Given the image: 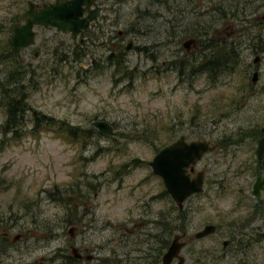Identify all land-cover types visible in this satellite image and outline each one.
<instances>
[{
	"label": "rangeland",
	"instance_id": "1",
	"mask_svg": "<svg viewBox=\"0 0 264 264\" xmlns=\"http://www.w3.org/2000/svg\"><path fill=\"white\" fill-rule=\"evenodd\" d=\"M187 20V25L209 23L207 16ZM261 37L264 44V31ZM233 48L242 62L220 76L216 91L209 89L204 73L198 75L199 91H188L185 83L171 91L176 79L170 72L156 77L153 73L145 82L132 68L137 61L139 69L149 63L130 52L124 69L132 73L131 79L118 78L105 68L91 73L87 82L74 76L76 65L36 63V74L23 75L20 65L0 56V264H50V255L51 264H64L70 245L96 255V260L74 264H147L149 256L151 264H158L156 249L164 241L159 239L164 236L169 242L174 233L180 234L178 223L185 231L180 237L184 264H264V226L250 230L256 221L244 222L242 237L263 233L259 241L235 256L232 248L215 258L208 252L220 247L224 237L219 233L192 238L202 225L215 221L216 213L226 214L227 220L244 213L230 212L233 198L210 201L214 154L205 153L194 165L203 172L202 191L185 199L182 218L170 217L176 213L167 199V237L161 234L163 185L147 165L158 149L180 135L187 141L220 135V125L214 131L210 123L213 97L223 103L230 94L233 101L240 97L237 92L264 91V45L257 46V52ZM255 55L259 60L252 63ZM253 70L257 81L250 85ZM14 80L21 83L20 91H3L17 88L9 84ZM4 92L21 95L27 108L26 120L14 125V131L1 132ZM95 120L107 122L113 134L98 132L90 125Z\"/></svg>",
	"mask_w": 264,
	"mask_h": 264
},
{
	"label": "flooded vegetation",
	"instance_id": "2",
	"mask_svg": "<svg viewBox=\"0 0 264 264\" xmlns=\"http://www.w3.org/2000/svg\"><path fill=\"white\" fill-rule=\"evenodd\" d=\"M67 1L0 0V56L20 65L23 75L36 74L34 70L38 63L66 67L76 65L73 68L74 76L87 82L91 73H98L105 68L112 69L118 78L127 75L131 79L132 73L124 69L130 52L138 54V57L141 54L149 63L145 69H139L136 66L140 61H137L132 68L145 82L153 78V73L156 77L170 72L176 79L171 91L181 89L182 83L189 87L188 91H199L196 87L198 75L204 73L211 82L209 89L214 87L213 91H216L220 76L233 70L232 65L242 62L240 53H234L233 47H252L257 52V46L264 45L261 40L264 31V0H82L74 7L79 12L76 16L78 30L74 33L67 28L69 23L67 12L64 11ZM48 4H51V24L33 22V15ZM189 16L191 19L207 16L209 23H193L191 27L187 25ZM15 29L18 45L29 40L27 31L31 33V41L20 46L17 51L11 43ZM140 38L145 40L140 42ZM258 60L259 56L255 55L252 63ZM256 81L257 71L253 70L249 83L253 85ZM9 84H17L18 87H7L3 91H20L22 86L19 80L10 81ZM236 95L240 97L237 96L232 101L233 95L230 94L223 103L215 101L213 97L209 104L212 129L215 131L216 125H220V135L211 137L213 140H205L210 146L207 152L214 154L211 169L213 178L209 184L210 201H216L220 197L233 198L230 212L244 211L227 220L226 214L216 213V205L212 203L216 211L215 221L201 226L212 225V232L199 238L193 236L197 230L192 234L193 240L214 233L224 237L219 248L212 247L208 250L210 254H214V258L226 256L229 248H232L233 256L237 251L245 253L246 248L249 249L254 242L259 241L263 234L256 233L251 238L242 237L244 222H257L255 227L250 228L251 231H259L264 226L261 220L264 216V91L237 92ZM26 112L27 108H22L15 125L21 126L24 123ZM233 113L235 117L231 119ZM31 114L35 115L36 112L32 111ZM40 117L44 118L42 114ZM194 165L191 170L186 169L189 177L199 171L203 176L201 170L195 171ZM159 197L162 201L160 220L165 221V224L162 223L161 234L165 233L167 237V199L173 204L172 209L176 213L170 217L177 219L182 218L185 200L179 209L164 187ZM177 229H180V234L174 233L169 242L165 241L164 236L160 237L159 240L164 241L156 249L154 257H158V264L174 235H177V242L182 243L177 254L182 257L184 264L180 252L184 242L180 237L185 235V231L180 223L177 224ZM5 236L6 233H3L1 238L6 242ZM90 252H87L86 247L79 249L70 245L64 264H74L82 259L96 260V255ZM152 260L153 256H149L147 264H151ZM49 262L51 264V255ZM176 262L175 257L170 260V264ZM232 264H243V261Z\"/></svg>",
	"mask_w": 264,
	"mask_h": 264
},
{
	"label": "water",
	"instance_id": "3",
	"mask_svg": "<svg viewBox=\"0 0 264 264\" xmlns=\"http://www.w3.org/2000/svg\"><path fill=\"white\" fill-rule=\"evenodd\" d=\"M82 0H68L64 6V11L67 12V18L69 23L68 30L74 33L77 29L76 16L79 13L75 11V6ZM55 16L59 17L58 14ZM33 22L46 25L51 24V4L44 5L39 13L33 15ZM29 27V24L27 25ZM17 29L11 39L12 47L15 51L20 46L27 45L31 41V33L27 31L29 40L25 43L18 45L16 42ZM253 76L251 80L253 81ZM98 132L105 135H112L113 131L111 126L101 120H95L91 122ZM210 149V146L205 140H190L185 141L183 136H179L172 142L162 146L147 161V165L150 168L152 174L160 178L164 190L173 200L175 205L180 209L183 200L195 193H199L202 190L203 176L202 173L196 172L194 176L189 177L186 169L191 170L192 166L201 158V156ZM212 225H205L201 229L194 233L195 238L205 236L212 232ZM182 243L177 242V235H174L171 239L167 249L162 253L159 264H170L172 258H176L177 262L174 264H182V257L177 253Z\"/></svg>",
	"mask_w": 264,
	"mask_h": 264
},
{
	"label": "trees",
	"instance_id": "4",
	"mask_svg": "<svg viewBox=\"0 0 264 264\" xmlns=\"http://www.w3.org/2000/svg\"><path fill=\"white\" fill-rule=\"evenodd\" d=\"M14 66L15 65H13V67ZM16 69L17 67L15 66L14 70ZM20 97L21 95L18 97V94L16 92H14L13 94H8L6 92L3 93L4 113H5L6 118H5L4 124L1 127V132H5L6 130L14 131L12 130V127L16 124V120L18 119V114L21 112L24 106V104L21 103ZM36 124L37 123L35 122L34 127ZM69 132L72 133V131H69ZM75 140L76 139L74 138V141Z\"/></svg>",
	"mask_w": 264,
	"mask_h": 264
},
{
	"label": "bare ground",
	"instance_id": "5",
	"mask_svg": "<svg viewBox=\"0 0 264 264\" xmlns=\"http://www.w3.org/2000/svg\"><path fill=\"white\" fill-rule=\"evenodd\" d=\"M113 131V130H112Z\"/></svg>",
	"mask_w": 264,
	"mask_h": 264
}]
</instances>
